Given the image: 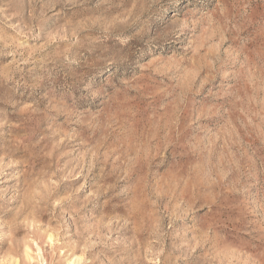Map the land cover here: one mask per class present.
Returning a JSON list of instances; mask_svg holds the SVG:
<instances>
[{"label":"clouds","instance_id":"clouds-1","mask_svg":"<svg viewBox=\"0 0 264 264\" xmlns=\"http://www.w3.org/2000/svg\"><path fill=\"white\" fill-rule=\"evenodd\" d=\"M0 264H264V0H0Z\"/></svg>","mask_w":264,"mask_h":264}]
</instances>
